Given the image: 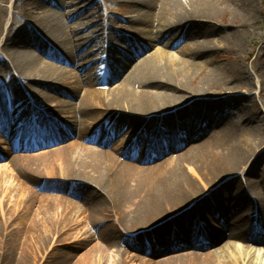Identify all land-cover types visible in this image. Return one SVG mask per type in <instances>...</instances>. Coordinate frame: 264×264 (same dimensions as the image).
I'll use <instances>...</instances> for the list:
<instances>
[{
    "label": "bare ground",
    "instance_id": "obj_1",
    "mask_svg": "<svg viewBox=\"0 0 264 264\" xmlns=\"http://www.w3.org/2000/svg\"><path fill=\"white\" fill-rule=\"evenodd\" d=\"M9 1L0 264H264V100L224 63L256 0H128L107 44L80 3Z\"/></svg>",
    "mask_w": 264,
    "mask_h": 264
},
{
    "label": "rangeland",
    "instance_id": "obj_2",
    "mask_svg": "<svg viewBox=\"0 0 264 264\" xmlns=\"http://www.w3.org/2000/svg\"><path fill=\"white\" fill-rule=\"evenodd\" d=\"M14 0L9 1L10 11L12 13V4ZM65 4L77 5L81 4L83 9H88L87 11V18H96L98 21H101L102 27L98 29L100 34L104 37V41L107 44L109 33L110 32H120L123 34H127L124 29H120V19H128L131 17H136V13H129L131 6L128 0H62ZM257 5L260 8V15L257 18V22H253L249 27H245L243 29V35L246 37L245 47L242 50L238 48L236 51L229 52V59H224V63L232 64V59L235 58L237 61V65H241L242 68H245L247 71L251 73L252 76V89L251 91L242 90L236 92L232 95H245L251 96L255 99L256 103L260 105L262 100H264V96H260V83L256 75V70L258 69V60L262 58V51L261 48L264 47V0H256ZM32 13V12H31ZM77 15V13H75ZM9 16V13L7 14ZM15 17L18 16V11L15 10L14 13ZM218 47L219 53L224 54L225 51L222 48V44H219ZM182 46V44H181ZM181 46L168 49V52L177 53ZM92 48V47H91ZM157 49H163V44H155V46L150 50V53ZM98 49H95L97 51ZM250 52V56L248 60H244L243 58L246 56L247 53ZM148 54V53H147ZM94 57V56H92ZM128 57V56H127ZM132 58V64H138L139 57L134 55H129ZM82 63V62H81ZM80 63V64H81ZM79 64V65H80ZM92 69V68H91ZM89 70H86L85 73H81V75L88 74ZM105 74V73H104ZM107 74V73H106ZM108 75V74H107ZM230 95V96H232ZM262 116L264 117V108H262ZM8 125L7 127H10ZM54 128H60L59 124H52ZM30 129V128H29ZM62 130V129H61ZM260 152V151H259ZM257 155L254 156L252 161L256 158ZM252 161H250L252 163ZM3 163V162H2ZM248 164V167L251 165ZM9 178V174L1 172L0 173V183ZM16 196L20 195L17 191L14 193ZM4 195V192L0 191V196ZM8 195V194H7ZM250 218V217H249ZM55 242V239H54ZM52 252L51 248L49 251H45L42 255H49ZM45 255V256H46ZM41 264V263H40Z\"/></svg>",
    "mask_w": 264,
    "mask_h": 264
}]
</instances>
